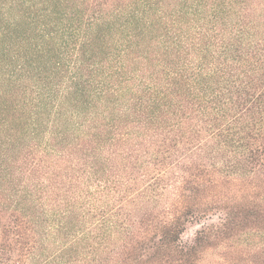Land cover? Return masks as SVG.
Segmentation results:
<instances>
[{
    "label": "trees",
    "instance_id": "1",
    "mask_svg": "<svg viewBox=\"0 0 264 264\" xmlns=\"http://www.w3.org/2000/svg\"><path fill=\"white\" fill-rule=\"evenodd\" d=\"M0 264H264V0H0Z\"/></svg>",
    "mask_w": 264,
    "mask_h": 264
},
{
    "label": "rangeland",
    "instance_id": "2",
    "mask_svg": "<svg viewBox=\"0 0 264 264\" xmlns=\"http://www.w3.org/2000/svg\"><path fill=\"white\" fill-rule=\"evenodd\" d=\"M194 231H195V229L190 230V231L185 235V237H192L193 234H194Z\"/></svg>",
    "mask_w": 264,
    "mask_h": 264
}]
</instances>
